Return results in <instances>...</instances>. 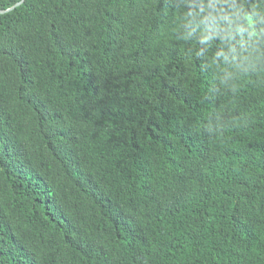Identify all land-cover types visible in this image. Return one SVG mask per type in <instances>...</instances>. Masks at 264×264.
Returning a JSON list of instances; mask_svg holds the SVG:
<instances>
[{
	"label": "trees",
	"instance_id": "1",
	"mask_svg": "<svg viewBox=\"0 0 264 264\" xmlns=\"http://www.w3.org/2000/svg\"><path fill=\"white\" fill-rule=\"evenodd\" d=\"M0 264H264V0L0 12Z\"/></svg>",
	"mask_w": 264,
	"mask_h": 264
},
{
	"label": "water",
	"instance_id": "2",
	"mask_svg": "<svg viewBox=\"0 0 264 264\" xmlns=\"http://www.w3.org/2000/svg\"><path fill=\"white\" fill-rule=\"evenodd\" d=\"M22 2H23V0H19V1L16 2L13 6L7 8V9H5V10H2V11H0V12H3V11H9V10L13 9L15 6L21 4Z\"/></svg>",
	"mask_w": 264,
	"mask_h": 264
}]
</instances>
